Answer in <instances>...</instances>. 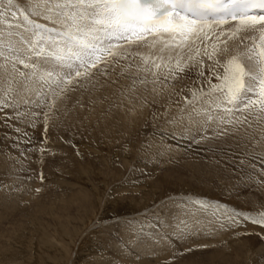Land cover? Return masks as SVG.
<instances>
[{"label": "snow or ice", "instance_id": "6c2138e0", "mask_svg": "<svg viewBox=\"0 0 264 264\" xmlns=\"http://www.w3.org/2000/svg\"><path fill=\"white\" fill-rule=\"evenodd\" d=\"M125 73H131L133 85H151L154 105L167 97L160 105L164 111L154 113L171 127L159 133L162 143L171 137L205 144L212 163L223 159L240 180L255 178L264 188V0H0L4 127L19 134L22 126L42 119L46 144L50 127L77 122L66 124V118L76 117L81 125L87 120L77 112L86 107L77 93L94 91L97 77ZM186 79L191 87L177 89ZM173 96L180 98L176 112ZM223 140L231 143H215ZM153 147L146 141L141 151ZM46 150L41 147V154ZM163 154L157 147L156 155ZM180 204L191 219L174 228L179 242L204 230L201 219L187 211L197 206L210 212L212 231L241 222L264 229V204L255 213L206 198ZM167 206L168 201L154 206L150 226L155 235L163 232L161 239L172 240L159 219ZM254 264H264V253Z\"/></svg>", "mask_w": 264, "mask_h": 264}, {"label": "rangeland", "instance_id": "374dc122", "mask_svg": "<svg viewBox=\"0 0 264 264\" xmlns=\"http://www.w3.org/2000/svg\"><path fill=\"white\" fill-rule=\"evenodd\" d=\"M97 79L94 91L76 94L86 105L77 112L87 116L83 125L78 122L77 130L52 126L45 144L42 119L34 127L22 126L19 134L0 124V204L3 200L8 203L6 208L0 207V264H18L14 261L22 254L25 261L28 259L26 264L258 261L264 253V229L251 222L225 229L216 225L217 230L212 231L207 227L210 212L204 213L197 206L187 211L201 219L205 226L201 234L179 242L173 230L180 220L191 219L180 204L184 199L206 198L255 213L264 204V188L255 183V178L240 180L224 166L223 159L220 164L212 163L213 154L206 151L205 144L171 137H165L162 143L159 133L171 131V127L163 118L155 120L154 113L163 112L160 105H166L168 99L158 98L159 103L154 105L150 84L133 85L131 73ZM182 85L191 87V80L177 82V89ZM179 99L172 97V112H176ZM140 116L146 119L143 127H139ZM69 120L66 118V124ZM117 120L133 123L135 136L125 132L126 140L116 142L106 140L104 133L95 135L104 121L116 125ZM111 129L119 132L121 127ZM17 137L18 142L13 143ZM146 141L154 145L147 153L141 151ZM215 143L226 145L231 141ZM169 145L170 152L165 150ZM41 147L47 149L43 155ZM157 147L163 155H156ZM161 201H168V206L160 223L173 236L172 240L164 239L168 242L166 253L154 248L164 241L160 238L163 232L155 235L150 226V222L155 223L154 206ZM126 221L136 223L128 225ZM26 242L32 246L30 255ZM201 244L208 246L199 247Z\"/></svg>", "mask_w": 264, "mask_h": 264}, {"label": "bare ground", "instance_id": "6f19581e", "mask_svg": "<svg viewBox=\"0 0 264 264\" xmlns=\"http://www.w3.org/2000/svg\"><path fill=\"white\" fill-rule=\"evenodd\" d=\"M118 116H119V114H118ZM79 117H82V114H79ZM69 119H71V120H73V119H76L77 120V122L73 125V126H71L72 128L74 127L76 130H77V128H79V124H78V118H76V117H72V118H69ZM138 119H140V122H139V127H143V125H144V123H145V120L146 119H144L142 116H140ZM71 120H69V123L71 122ZM148 120V119H147ZM156 120V119H155ZM154 120V121H155ZM160 120V119H159ZM162 120V119H161ZM131 121H134V118H131ZM158 121V120H157ZM159 122V121H158ZM116 123H118V124H116V125H114L112 122H110V121H107V122H105L104 121V123H103V128H102V130L101 131H99L98 133H95V135H97V134H99V133H104V135L106 136L105 137V139L106 140H109V141H116V142H120V141H125L126 140V136H125V132L127 133V134H129L130 135V137H134L135 136V133L134 132H136V130H137V128L134 126V124L133 123H129L127 120H125V121H123V122H120V121H116ZM152 124H154L153 126H155V123H153V121H152ZM63 126V125H62ZM114 126H116L117 128H119V127H121V130L119 131V132H113L112 131V127H114ZM167 138V137H166ZM165 141H166V139H165ZM164 141V142H165ZM169 142V141H168ZM171 145V144H170ZM180 168H178L177 169V171L179 170ZM38 204V203H37ZM36 204V205H37ZM7 205H8V203H6L5 204V202H4V200H3V202L0 204V207H7ZM39 206V205H38ZM13 207V206H12ZM9 208V207H8ZM7 208V209H8ZM39 208L41 209V206H39ZM1 209V208H0ZM36 209V208H35ZM34 209V210H35ZM3 210V209H2ZM37 210H39L38 208H37ZM14 211V210H13ZM10 212V211H9ZM0 213H3V212H0ZM8 213V212H7ZM11 214V213H10ZM10 214H8V215H10ZM164 240V239H163ZM169 241V240H168ZM161 242H162V240H161ZM160 241L159 242H157V244H156V246L154 247V248H159L163 253H166L167 252V250L168 249H166V247H167V244H168V242L166 241V240H164L162 243H161ZM167 243V244H166ZM25 248L28 250V253H27V255H30L31 254V248H32V246H31V244H30V242H26L25 243ZM25 248H24V250H25ZM157 250V249H156ZM151 251H152V249H151ZM154 251V250H153ZM158 251V250H157ZM149 252V251H148ZM28 260V259H27ZM27 260L25 261V256H24V254H22V255H20V257H18V260H16V261H14V262H18V264H26L27 263ZM6 262H7V259H6Z\"/></svg>", "mask_w": 264, "mask_h": 264}]
</instances>
